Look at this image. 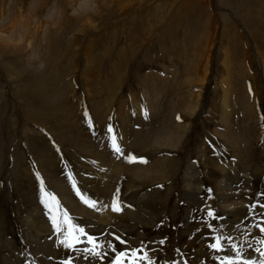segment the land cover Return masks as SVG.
<instances>
[{"label": "rangeland", "instance_id": "374dc122", "mask_svg": "<svg viewBox=\"0 0 264 264\" xmlns=\"http://www.w3.org/2000/svg\"><path fill=\"white\" fill-rule=\"evenodd\" d=\"M128 1L0 0V264H115L132 250L138 264H259L264 0H152L121 61ZM99 196L115 212L103 223L85 203ZM64 212L84 230L71 247L52 221ZM217 235L236 247L211 248Z\"/></svg>", "mask_w": 264, "mask_h": 264}, {"label": "snow or ice", "instance_id": "6c2138e0", "mask_svg": "<svg viewBox=\"0 0 264 264\" xmlns=\"http://www.w3.org/2000/svg\"><path fill=\"white\" fill-rule=\"evenodd\" d=\"M109 131L111 132L112 129L109 128ZM112 145H113V148L115 149V151H117V152L121 151L119 145L116 142L115 136L112 137ZM129 159L130 160H135V157H130ZM141 162H144V161H141ZM40 183H41V191L44 193V196H46L48 198V200L52 201L54 204H56L58 206V201L56 199V196L54 194H52V193H48V192L44 191L43 180H41ZM81 198L83 199V197H81ZM45 203L47 205V201H45ZM85 203H90L91 204V203H94V202H90V201L85 199ZM114 210H117V211L119 210V208L115 207V202H114ZM211 215H212V213L209 212V216H211ZM52 221H53V224L56 227L57 231H60V228H61L62 224L68 225V228H67V231H66V241H62V243L67 242V246H69V247L72 246L71 245V241L77 239V237H75L73 235V233L78 231L79 233L82 234L83 231H84L82 228H74L72 226L71 220H70L67 212L63 213V220H62L61 223L57 222V217L56 216L52 217ZM261 231H264V228H262ZM222 239L226 240L228 242V244L231 245L232 248L236 247L234 244H231L230 238H227V237L222 238L221 235H217L215 237V240L210 245V247L213 248V249H216L217 251H223L225 245L222 242ZM89 243H93V245L95 247V244H94V241L92 240V238H89ZM257 251H259V249H257ZM236 255H237V257H239L240 253L237 252ZM261 256H264V253H261ZM124 257L128 258V264H138L139 259L146 258V257L139 256V250H132L131 252H120V253H118V256H117V259L115 261V264H121V259L124 258ZM221 264H236V261L231 259V258H229V257H227V256H225L224 259L221 261ZM244 264H257V262L249 259V260L245 261ZM259 264H264V259L260 260Z\"/></svg>", "mask_w": 264, "mask_h": 264}, {"label": "crops", "instance_id": "0c3cea01", "mask_svg": "<svg viewBox=\"0 0 264 264\" xmlns=\"http://www.w3.org/2000/svg\"><path fill=\"white\" fill-rule=\"evenodd\" d=\"M124 2V1H123ZM123 2H121V5H123V6H127V4H128V7H129V5L130 4H133V6H135V5H137V7H135V8H132V9H134V10H138L137 11V13H138V15L135 17L134 16V14H133V16L131 17V22H130V24H129V29H128V41H127V46H125V48L124 49H128V46H130V48L128 49V53L127 54H121V56L119 57V59L118 60H121V61H123V60H125V61H127V59L130 57V54H131V52H132V50H134L135 49V45L132 43V39L130 40V35L132 34V32H133V30H132V28L134 27V26H136V25H138V20H139V17L140 16H142V15H144L145 16V21H142L143 22V24H142V22H141V27H143V25H147V24H149V22L150 23H152L153 21H154V16H153V14L152 13H145V11L149 8V10H151V12H156L158 9H159V6H160V4L158 3V2H156V1H152V0H129L128 1V3L127 4H125V3H123ZM202 1L201 0H195V4H196V6H197V8L198 7H200L201 5H202V3H201ZM148 3V4H147ZM168 6H169V4L168 3H165L164 4V7H165V9H167L168 8ZM132 9H130V10H132ZM144 9H145V11H144ZM254 9H256L254 6H251V9H250V11L251 10H254ZM177 10H178V7H177ZM256 11H257V9H256ZM125 15L126 14H128V8L127 7H125V13H124ZM149 21V22H148ZM134 23L136 24V25H134ZM143 29V28H142ZM118 33H119V29H116L115 31H114V33L112 34V35H110V37H113V39H115V38H117V36H118ZM169 33H171L172 34V30L169 32ZM158 34L159 33H157L156 34V40H157V42H158V40L162 37L161 35L162 34H160L159 36H158ZM164 35V34H163ZM173 35V34H172ZM233 36V37H232ZM227 37L230 39V40H233V39H235V33L232 31L231 33H228V35H227ZM255 39V38H254ZM130 40V41H129ZM160 45H162V42L160 41V42H158ZM233 44V43H232ZM232 44H228V47L230 48V45L232 46ZM160 45H159V47H160ZM234 45V44H233ZM148 47V46H147ZM258 52L261 54V56H262V58H264V52H261V51H259V49H258ZM226 60H227V58H226ZM117 61V60H116ZM227 62V61H226ZM228 65H229V63H228ZM230 72V71H229ZM199 80V79H198ZM146 92V95H147V97H148V102H149V110L150 111H152V103H153V100H154V98H156V95H154L153 93L151 94V92H148V91H145ZM144 92V93H145ZM154 97V98H153ZM195 106V105H194ZM194 106H188V109L189 110H193L194 109ZM190 107V108H189ZM139 120V119H138ZM122 132H124V129L122 130ZM125 134V133H124ZM124 134L123 133H121V135H122V138H123V140L125 139V136H124ZM104 163H106V162H104ZM108 165L110 164V163H107ZM110 175V174H109ZM98 198H101L102 199V197H98Z\"/></svg>", "mask_w": 264, "mask_h": 264}, {"label": "bare ground", "instance_id": "6f19581e", "mask_svg": "<svg viewBox=\"0 0 264 264\" xmlns=\"http://www.w3.org/2000/svg\"><path fill=\"white\" fill-rule=\"evenodd\" d=\"M18 20V19H17ZM23 21H24V19H23ZM3 34V33H2ZM37 34H38V32L36 31V35L34 34V33H32V31H27V33H26V37L25 38H27V40H28V42H27V45H29V44H32V42H35L34 40H36L35 39V37L37 36ZM1 36V35H0ZM227 60H231V58H227ZM90 62H91V60H90ZM228 63H229V61H227L225 64H226V66H229L228 65ZM230 64V63H229ZM87 67H88V65H87ZM230 71V70H229ZM229 73V72H228ZM88 77H90L89 75H87ZM196 78H200V77H196ZM226 79V78H225ZM197 80V79H196ZM230 80V79H229ZM198 81V80H197ZM229 82V81H228ZM230 85V84H229ZM223 87V86H222ZM230 87H225V89H224V93H223V97H224V100H223V103H224V105L226 106V101H228V97H229V95H230ZM154 98V97H153ZM227 108L226 109H229V107H228V105L226 106ZM190 108V107H189ZM225 114V113H224ZM223 114V116H221V121H225L226 122V116ZM226 131H227V134L228 135H230V128H228V127H226ZM121 138V137H120ZM103 164V163H102ZM101 167L102 168H104V169H106V170H111V171H114L113 169L115 168V166L113 165V164H107V162L105 163V164H103V165H101ZM235 168V167H234ZM230 169L232 170V167H230ZM117 170V169H116ZM231 172V171H230ZM104 176V175H103ZM100 197V196H99ZM106 199V198H105ZM82 200V199H81ZM102 200L103 199H101V198H98V197H96V199H93L92 201H90V202H94V203H91V204H88V208H90L91 209V211H92V214L93 215H95L97 218H98V220L100 221L101 219H102V217H103V219L100 221L101 223H103V222H105V220L106 219H109L111 216L113 217L114 216V214H115V212H113L112 211V209H111V205L109 204L108 206L109 207H103L102 208ZM83 202V201H82ZM224 202V201H223ZM109 203H111V202H109ZM87 205V204H86ZM85 205V206H86ZM104 205V204H103ZM229 206V205H228ZM228 208V207H227ZM94 209V210H93ZM97 209H98V211L99 212H97ZM97 213V214H96ZM106 217H108V218H106ZM98 222V221H97ZM66 226V225H65ZM65 228V227H64ZM67 230V229H66ZM65 229H64V231H66ZM65 233V232H64ZM62 237H61V241H60V243H61V246L62 247H66L67 246V242H65V243H62V241H66V233L65 234H62L61 235ZM246 253H247V251H246ZM248 254V253H247ZM260 258V257H259Z\"/></svg>", "mask_w": 264, "mask_h": 264}]
</instances>
